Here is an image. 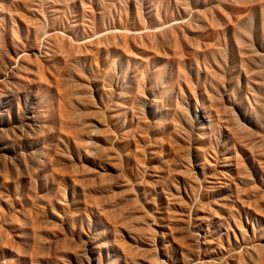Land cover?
<instances>
[{
  "label": "rangeland",
  "instance_id": "1",
  "mask_svg": "<svg viewBox=\"0 0 264 264\" xmlns=\"http://www.w3.org/2000/svg\"><path fill=\"white\" fill-rule=\"evenodd\" d=\"M0 264H264V0H0Z\"/></svg>",
  "mask_w": 264,
  "mask_h": 264
}]
</instances>
